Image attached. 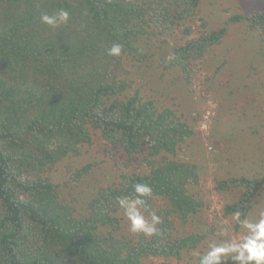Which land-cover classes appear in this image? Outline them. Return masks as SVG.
Masks as SVG:
<instances>
[{"label": "trees", "instance_id": "obj_1", "mask_svg": "<svg viewBox=\"0 0 264 264\" xmlns=\"http://www.w3.org/2000/svg\"><path fill=\"white\" fill-rule=\"evenodd\" d=\"M202 1L0 0V264L181 261L205 242V234L184 230L203 207L190 190L199 183L200 167L179 158L195 135L194 126L142 96L126 67L129 59L153 58L144 50L151 37L168 43L179 30L183 43L172 45L175 60L160 55L158 66L179 68L190 83L193 67L227 31H209L202 22L201 35L194 36L191 24ZM61 7L71 14L66 26L53 30L39 23L41 14ZM235 22H247L264 41V11L233 16L226 26ZM113 43L123 46L121 56L106 54ZM96 132L122 147L125 171L85 196V203L72 197L80 204L75 206L62 197L50 173L80 156ZM135 163L137 170L128 171ZM95 166L79 169L73 182L86 179ZM136 183L153 189L145 215L161 218L158 235L122 233L123 210L116 201L132 195ZM230 184L246 189L226 214L239 211L246 219L264 178L220 183Z\"/></svg>", "mask_w": 264, "mask_h": 264}, {"label": "rangeland", "instance_id": "obj_2", "mask_svg": "<svg viewBox=\"0 0 264 264\" xmlns=\"http://www.w3.org/2000/svg\"><path fill=\"white\" fill-rule=\"evenodd\" d=\"M199 11L191 24L194 36L201 35L202 22L209 31L223 27L227 31L221 44L214 46L193 67L190 83L185 82L179 68L158 66L160 55L172 54V45L183 43L179 40V30L168 43L161 36L147 41L144 50L153 53L152 59L144 63L129 59L126 63L142 96L156 101L159 110H174L182 121L194 126L195 135L184 145L179 158L200 167L199 183L190 190L199 196L203 207L184 230L205 234V242L199 249L184 253L181 261L153 258L146 264H195L212 245L241 239L246 230L225 209L239 202L246 188L232 184L221 187L220 183L264 178V41L258 32L249 30L247 22L226 26L233 16L248 17L263 12L264 0H203ZM219 67L222 68L217 71ZM81 151L80 156L64 160L50 173L60 186L62 197L75 206L85 203V196L98 187L116 182L125 171L126 156L122 147H113L99 132L92 134V144L83 146ZM87 164L96 166L86 179L73 182L72 175ZM137 165L128 171L137 170ZM72 197H79L80 204L74 203ZM261 212H264V187L251 202L246 219L256 222ZM119 215L122 233L137 238L139 234L129 231L124 214Z\"/></svg>", "mask_w": 264, "mask_h": 264}, {"label": "clouds", "instance_id": "obj_3", "mask_svg": "<svg viewBox=\"0 0 264 264\" xmlns=\"http://www.w3.org/2000/svg\"><path fill=\"white\" fill-rule=\"evenodd\" d=\"M70 12L65 8H58L52 14H41L39 23L49 29H59L66 26L70 21ZM123 51V46L113 43L106 54L110 57H119ZM168 62L175 60V55L170 54ZM153 189L146 183H136L133 185V194L125 195L117 199L116 203L128 221L129 231L134 234H143L151 237L159 234L158 225L161 218L154 212H149L146 218V199L151 197ZM233 220L243 226L247 234L239 240H230L219 245H212L206 255L199 259V264H264V212L260 213V218L256 222L241 219L239 211L234 213ZM226 230V229H225Z\"/></svg>", "mask_w": 264, "mask_h": 264}]
</instances>
